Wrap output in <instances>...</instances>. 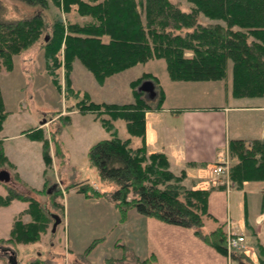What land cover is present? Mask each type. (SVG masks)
<instances>
[{
    "label": "trees",
    "instance_id": "trees-1",
    "mask_svg": "<svg viewBox=\"0 0 264 264\" xmlns=\"http://www.w3.org/2000/svg\"><path fill=\"white\" fill-rule=\"evenodd\" d=\"M18 1L34 11L9 18L3 14L0 0V68L3 65L11 68L14 54L42 39L47 60H53L54 67L61 66L62 53L68 70L79 57L101 83L113 73L152 58H165L170 76L180 80L225 78L232 61L233 94L264 96V0H188L193 3L189 7H184L180 0ZM51 1L68 12L86 14L87 19H69L67 23L61 16L48 19L45 13ZM201 13L216 21L205 22ZM147 80L154 86L160 82L152 72H144L131 81L134 102L109 103L90 98L79 104L81 111L98 112L104 126L112 132L110 137L91 146L90 162L102 180L114 183L111 198L122 221L134 208L160 221L190 228L210 246L227 254L225 225L219 223L209 231L204 230L214 220L208 207L211 188L187 186L183 182L185 171L176 173L165 151H150L148 147L147 111L153 105L144 96L147 90L142 88ZM160 92L157 106H161L164 97V91ZM7 114L0 83V131ZM118 118L126 121L132 135L142 138L140 146L133 147L131 137L118 135L114 128ZM34 134L33 138L43 141L44 160L49 164V139L41 131ZM229 153L233 159L230 175L238 186L248 180H264V137L251 141L232 139ZM6 162L5 145L0 139V164ZM49 187L46 188L49 201L58 212L10 187L14 194L30 201L34 219L16 221L11 239L0 240V246L13 238L36 240L42 230L55 222L53 213L61 216L64 202L57 199L61 195L58 185L51 191ZM258 249L257 261L242 250H234L232 258L237 264H264V251L259 245Z\"/></svg>",
    "mask_w": 264,
    "mask_h": 264
},
{
    "label": "rangeland",
    "instance_id": "rangeland-1",
    "mask_svg": "<svg viewBox=\"0 0 264 264\" xmlns=\"http://www.w3.org/2000/svg\"><path fill=\"white\" fill-rule=\"evenodd\" d=\"M2 2L3 14L9 18L22 17L34 11L18 0ZM180 2L184 7L193 4L188 0ZM200 15L205 22L216 21L203 13ZM45 16L48 19L61 16L66 23L69 19H87L86 14L79 15L75 10L68 12L53 1ZM221 23L225 24V21ZM61 58V66L54 67L53 60H47L43 40L40 39L14 54L11 68L6 65L0 68V83L8 111L0 131L8 162L0 164V169L7 168L12 174L9 182L0 180V240L11 239L16 221L31 222L34 219L30 201L14 194L10 187L58 212L46 192V188L57 183L61 193L57 199L64 202L62 222L55 231L53 220L36 240L13 238L11 242L4 243L0 246V264H11L9 256L12 253L6 250L9 248L15 251L17 264H164L156 251L144 248V240L139 239L134 229L136 222L133 214L128 213V218L122 221L121 213L111 198L114 183L102 180L97 168L91 164V146L100 139L110 137L112 132L104 126L98 112L81 111L79 104L90 98L109 103L134 102L131 81L144 72H152L160 80L153 90L144 93L152 100L153 106L158 103L163 85L166 88V98L161 100L163 107L234 103L238 99H233L231 93L232 61L228 64L225 78L180 80L170 76L165 58H152L113 73L101 83L81 58L73 60L70 70L64 63L63 53ZM216 85L217 88L213 87ZM184 86L187 87L183 90ZM168 118L157 122V126L166 128V125L173 124L169 120L182 121L181 117L178 119L171 114ZM241 124L243 126V122ZM114 128L119 136L131 137L133 147L143 143L140 136L128 131L123 118L115 121ZM40 131L49 139V164L44 160L43 141L31 135ZM162 133L166 137V130ZM227 157L229 168L220 174L233 181L230 175L233 159L229 149L225 159ZM209 223L205 231L211 229ZM225 230L227 237L237 233L227 224ZM243 248H247L246 252L253 259L254 256L258 259L257 244L247 241Z\"/></svg>",
    "mask_w": 264,
    "mask_h": 264
},
{
    "label": "crops",
    "instance_id": "crops-1",
    "mask_svg": "<svg viewBox=\"0 0 264 264\" xmlns=\"http://www.w3.org/2000/svg\"><path fill=\"white\" fill-rule=\"evenodd\" d=\"M163 90L165 99L164 85ZM231 93L233 99H238L234 103L192 107H163L155 103L147 111L146 141L150 151L166 152L172 170L185 171L183 182L187 186L211 188L208 207L215 220L210 221L211 228L227 224L264 251V180H248L238 186L225 174L214 171L215 164L226 157L232 139L251 141L264 137V96L240 97L232 90ZM169 114L182 121L169 120L173 124L166 128L157 126V122L169 119ZM164 130L166 137L162 135ZM133 209L129 213L136 222L137 236L144 240V248L156 251L164 264H236L229 254L210 246L194 230Z\"/></svg>",
    "mask_w": 264,
    "mask_h": 264
},
{
    "label": "water",
    "instance_id": "water-1",
    "mask_svg": "<svg viewBox=\"0 0 264 264\" xmlns=\"http://www.w3.org/2000/svg\"><path fill=\"white\" fill-rule=\"evenodd\" d=\"M142 88L144 90H147V91H151L154 89V83L151 81V80H147L144 82V84H142ZM12 178V174L11 172L7 169V168H1L0 169V180L1 181H5V182H9ZM57 187V183H54L52 184L50 187H49V191H51L52 189L56 188ZM53 216L55 218V222H54V225H53V231L56 230L58 224H60V222H62V218L59 214L57 213H53ZM8 252H11L12 255L9 256V261L11 264H17V258H16V253L15 251H13L12 249H6Z\"/></svg>",
    "mask_w": 264,
    "mask_h": 264
},
{
    "label": "built area",
    "instance_id": "built-area-1",
    "mask_svg": "<svg viewBox=\"0 0 264 264\" xmlns=\"http://www.w3.org/2000/svg\"><path fill=\"white\" fill-rule=\"evenodd\" d=\"M229 168V158L222 159L220 162L215 164L214 171L217 173H225ZM233 236V237H232ZM247 242V239L244 235L241 234H234L228 237V249H229V255L232 257V252L234 250H242L246 251L247 248L245 247V243Z\"/></svg>",
    "mask_w": 264,
    "mask_h": 264
},
{
    "label": "flooded vegetation",
    "instance_id": "flooded-vegetation-1",
    "mask_svg": "<svg viewBox=\"0 0 264 264\" xmlns=\"http://www.w3.org/2000/svg\"><path fill=\"white\" fill-rule=\"evenodd\" d=\"M8 252V251H7Z\"/></svg>",
    "mask_w": 264,
    "mask_h": 264
}]
</instances>
